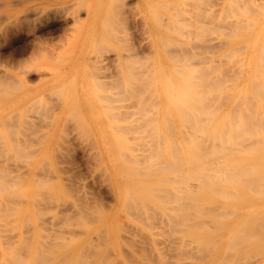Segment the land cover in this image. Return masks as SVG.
<instances>
[{"label": "rangeland", "instance_id": "1", "mask_svg": "<svg viewBox=\"0 0 264 264\" xmlns=\"http://www.w3.org/2000/svg\"><path fill=\"white\" fill-rule=\"evenodd\" d=\"M54 1L56 2L53 4ZM78 1H80V3ZM84 1H88V3H83ZM248 1L249 0L0 1V48L1 52H3V57H0V68H6L10 72H17L21 67L26 66L30 70L28 73L29 82L27 87L16 84L15 86L14 83H11L12 85L10 84V89L8 88L9 85L7 86V89H5L6 87H3L6 83L1 82L3 85L5 84L4 86L2 85L3 87L0 83L2 93H5L4 91L10 93V96L0 101V192L2 193H0L2 196L0 197V217H6L5 219L0 218V238H2L0 239V264H2L3 261V264H20V262L21 264L47 263L46 261L42 262V260H49L47 264H54L52 262L57 261L56 259L65 253L67 256H65L64 261V257H61L63 258L62 260L58 258L63 261L62 263L58 260L61 264H71L76 260L77 261L74 264H264V232L255 235L260 229L263 231L262 223L264 224V213L262 212H264V190L260 191L259 189L261 187H257L256 191L259 190L263 193L258 194L254 191L257 193L254 194V192H252L253 188L257 186L256 184L259 183L263 186L264 180L262 183L259 180L256 182V180L259 178L258 175L264 172V168H260L263 171L258 170L257 168V172L254 171V174H252L256 175L255 173H257L258 175L256 176L258 178L255 180L256 184L254 183V187L251 185L253 187L251 192L250 189H248L249 187L247 184L248 188L239 183H237L238 185L235 184L236 186L234 187L231 183L221 182V179H219L220 182L217 181L216 186L219 184L220 188L222 185L225 189L233 186V189L229 188L227 190H231L232 193L234 188L236 190L237 186H239L238 191H234L233 196L235 193L238 195V192L240 191L239 189H241L242 192L243 190L245 191L243 187L249 192L246 194L247 196L252 193V197L249 196L247 198L242 192H239L245 196L242 197V199L241 195H238L241 200L240 198L236 200L237 197H235V199L228 198L229 195L228 197L226 196L227 198H224L223 196L220 198V196H217L216 194V196H214V194H212V196L211 192L209 193L211 199H209L210 195L207 194L204 195L206 197L205 199V197H200L201 193L199 194V192H197L195 196V193L193 192L195 190L192 189V187L189 188V190L191 189L190 191H192L191 193L193 194L188 193V195H193V198L191 196H189V198L188 196H185V198L184 194L187 195V188L185 186L186 190H184L186 192H181L184 184H179L180 181L177 179V173H175V175L173 174L174 177L172 175L173 178L171 177L168 179L170 180L169 182H167L168 180H163L162 183H160V181L155 182L157 179L160 180L163 177L161 173L155 172L154 168L156 166L153 160L155 153L153 154L152 151L156 152L155 149L157 150V147L154 149L155 144H157V141L154 140L160 138L157 146H162L161 152L164 151L165 153L166 151L164 150L165 148L163 149L166 143L165 141L163 142L164 138L162 137V134H165L166 130H162L161 132L155 130L156 127L163 125L161 118H163L164 115L167 119L168 117H172V115L169 114V116L165 112H161V110L163 111L164 105L161 103L160 99L157 98V94L154 95L155 92L152 84H149L148 86L146 82L147 80L144 82L142 81V83H138L139 85L142 84L141 88L135 83L138 80L141 82V80L146 78L145 75H142L144 78L139 76L141 79L136 75L132 78L133 75H130V71L133 69H130L129 73L127 71V65H129L128 68H133L130 64L131 62L133 64V61L135 63L144 60L146 63L148 62V57L146 56L150 54L148 51L152 49L154 39L156 41L162 38L161 40L164 41H158L157 43H162L163 45H161L164 46L165 50L166 46L167 49L174 48V46L172 47V44L177 46V43H179L178 46L180 48L182 47V51L192 47L191 52L194 50L195 56V53L198 54L200 51H198V49L195 51L194 47H198L200 50L201 48L199 46H201V44L206 46L209 43L213 44L216 41L218 42L221 40L230 41L232 39L233 41L235 39L236 42L235 40V43L229 42L227 47H241L244 41L240 40V38L246 39L248 37L247 39H249L256 37L257 35L253 34V30L257 32L261 31L263 29L262 25L264 24V0H253L254 2L249 1V3ZM255 1L257 2L254 6ZM41 3L43 4L39 5ZM75 3H78V6ZM251 3L253 6H251ZM257 4H259V6ZM82 5L84 6L81 7ZM85 5L87 7H85ZM58 6L61 9L62 7L64 8L63 11H61L62 16L54 17L51 14L50 17L46 20L44 19V21L37 20V18L39 16L41 17L43 13L44 15L47 12L51 13L54 8ZM64 6H68V9ZM250 7H255V9ZM34 8L37 9V11ZM248 9H252L250 10L251 14ZM257 10L260 12L258 11V13ZM69 12H73L74 17L76 14L78 15L72 19ZM58 15H61V13ZM245 18L248 19H246L247 21H254V23L256 22L258 25H255V28L252 30V26L249 27L246 24V26L249 27L246 28V26L242 25V23H248ZM63 19L67 21L68 25H63V29L56 30L58 32L49 31L50 27H57L60 21H64ZM240 21H242V23L238 25ZM51 22L55 24L48 26ZM231 22H235V24L233 25ZM26 23L29 26L28 28L26 27L28 30L25 31L26 29L24 28L23 31L21 25H27ZM225 23L231 25L224 26ZM236 23L239 27L236 26ZM220 25L224 26V28H221ZM7 26L11 28V34L7 29L9 35L6 37L5 41L1 36V32L3 33L2 29ZM104 26H106V28H104ZM231 26H234L233 29L236 30L234 32L230 29L233 33L230 37H227L228 34L226 33L228 31L230 32L229 28H231ZM38 28L40 29L38 30ZM238 28L241 29V32L237 30ZM221 29L222 32L220 31ZM208 31L212 34H208ZM204 32L205 34H208V37H205ZM215 32L217 33L215 34ZM223 33H225L226 36L225 34L222 35ZM178 34L180 36H178ZM233 35L236 36L232 38ZM258 35L260 37L264 36L262 34ZM204 38H208L205 39V41L207 40V43L204 41ZM166 39H171L174 43H172V41V44H169L170 40L168 41V44H166ZM28 41L31 42L29 43ZM26 42L30 44V47L27 48L25 52L21 53L20 51H16V53L14 51L15 53H13L14 49H21ZM191 42L194 43V46ZM169 45L171 47H169ZM177 51L175 53H177ZM172 52H174V49ZM202 52L204 53L205 51L202 50ZM241 52L244 53V51ZM209 53H201L202 56H200V61L201 58H203V55L204 57H208L209 55L208 58L206 57L207 60H209L211 56V53ZM166 54L169 53L166 52ZM166 54L164 59H169L168 63L170 65L171 57L168 58L167 56H171V54ZM56 56H58V59H55ZM135 57L136 59H139L137 61L133 60ZM196 58L197 60L194 59V61L190 62V67L192 69H190V67L187 68V70L190 69L189 71H193V73L196 72L195 76L198 75V72H205L202 68V63L198 59L199 56ZM150 59L152 58L150 57L149 60ZM207 60H205L207 63L204 62L205 65L208 64ZM197 61L201 63H199L201 69L199 64L196 63ZM41 65H54L57 67L58 71L50 74L51 71L38 70L37 68ZM144 67L142 69H144ZM177 67H180V65H177ZM138 68H135L133 71L136 69L138 70ZM149 68L150 67H147L146 71ZM127 73L128 75H125ZM193 73V76L191 75L190 78L194 77ZM175 75L177 76L176 73ZM128 76H130V78ZM197 77L199 81L198 79L196 80ZM197 77L191 79L192 84L193 80L194 82H200V80L204 78L202 76L203 78L200 77L202 78L200 79L199 75ZM117 78L120 79V82ZM127 78H129V80L134 79L135 87L131 85V87L129 86L130 88L133 86L137 90L138 87V91H135V89L132 88L133 95L129 94L131 92H129L130 89L127 85L133 83V81H131V83L127 82L129 81ZM136 78L138 79L135 81ZM149 78L148 80L151 79ZM124 83L127 86H124ZM144 83L145 85H143ZM146 84L148 88L145 87ZM143 86L145 87V90H143ZM11 87L14 90H12ZM126 87L128 89L125 90V93H122ZM141 90H143V92L139 93ZM133 91H135V93L138 92L137 95H135ZM150 91L154 92V94H152V92L150 94ZM194 91L193 93L191 92V94L197 93L196 96H200L203 93L205 95V91L200 93V95L198 94L199 90H196L197 92ZM211 91L212 92L209 93L206 92V95L210 94L211 96H214L215 92H213V90ZM134 95L138 97H136L137 100ZM153 95L154 97L156 96L157 101H154L156 99L152 98ZM210 95L208 96L209 100L211 99ZM142 96L144 99L141 98ZM150 98H152L151 101L158 102L155 108H153L155 103L154 105L150 103ZM147 99L148 101H146ZM141 101L145 103L147 102L145 108L142 107L143 103L140 106L139 102ZM210 101H212V99ZM137 104H139L138 107ZM147 104L149 106L148 108H146ZM259 105L260 107L261 105L264 107L263 104ZM54 107L58 110L57 120L59 127L56 130H54ZM113 114L116 116H113ZM144 115L149 121L143 117ZM211 115L213 117V114ZM148 116L155 118L153 120ZM212 117L210 121L216 119V117H213V119ZM139 121L143 123L142 125H144V127L138 126L141 124ZM171 121L173 122V118L167 120L170 129L166 131V133L174 130ZM210 121L208 122L209 125L208 123H205V126H208V128L211 127L210 125H213V121ZM147 122L148 124L146 125ZM114 124L116 125L114 126ZM45 125L47 126L46 128L43 127ZM182 126L183 124L181 125V129ZM138 128L140 131H138ZM145 128L146 131L148 130L149 132H146ZM151 130H154V132L152 131L151 133L152 135L149 134ZM180 132L181 130L177 129L174 130L173 133L171 132V134L174 135L177 133V135L175 134L176 136L174 135L177 137L180 135ZM158 133L160 137L158 136L157 139H154ZM113 134L120 136H116L119 138V141L114 138L115 135ZM147 134L151 136L150 140L152 142L154 141V144L148 140L150 137H148ZM169 134L170 133H168V135ZM122 135L125 137L123 138ZM153 135L154 137H152ZM172 135L169 139L170 141L174 140L171 138H175ZM261 136L262 135L257 137L261 138ZM120 138H123L124 141L120 140ZM126 143L129 144L127 145ZM115 145H118L116 146L117 148ZM126 147L128 149H126ZM149 147L153 150L147 151L149 150ZM118 148L120 149L116 150ZM208 150H210V152ZM242 150L244 151L245 149L243 148ZM212 151H215V149L211 150L210 148H207L205 153L208 152L209 154L207 153L205 156L209 155L210 157L213 154ZM222 151L223 150H221L220 154L223 156L225 154H223ZM225 151L223 152L225 153ZM234 151L236 152V150ZM243 151L242 156L240 153L238 155L234 153L236 156L231 154L232 156L229 155L230 158L227 156V154H230L228 152L225 155L227 158L223 161L224 163L222 162V166L225 163H230L229 160L232 161V163L234 159L236 162L244 160L243 157L246 151H248V148L244 151L245 153ZM253 151L254 150L252 149L249 150V152L252 153ZM263 151L264 149L261 148L260 150L259 148L257 151H254L253 155L263 157ZM121 153L123 155L127 153L125 155L126 157ZM220 154L218 156L219 158L221 157ZM248 155L249 154L246 156ZM148 156L152 161H150L151 159H149ZM215 157H213V159ZM232 157L236 158L231 159ZM239 157L243 159H240ZM125 158H127V160H124ZM219 158L216 157L217 161L215 163L217 166L221 163L220 161L223 160L220 159L219 161ZM247 158L252 159V157L249 156ZM251 159L250 161L247 159V161L251 162ZM252 160L255 162L254 158ZM257 160L260 159H256V161ZM150 164L154 165L152 166ZM193 167L195 169V165H193ZM150 168H153L155 173L151 171ZM149 169L156 175L151 174L150 171H148ZM135 171H137L136 173L141 172L139 173L140 175H137ZM129 172H134V175L132 176ZM252 175L250 174L248 177L250 178ZM261 175L264 177V173ZM174 179L179 182L173 181ZM152 180L153 182H151ZM191 180L193 181L194 179ZM192 181H189L191 182L189 186H193L192 184L196 183L193 188L200 189L202 194H204L202 190L203 186L200 185L201 183L194 182L195 180L192 183ZM173 182H175V184ZM244 183L246 182L244 181ZM197 184L199 187H197ZM179 185H181L180 190H178L179 187L177 189V186ZM1 186H6L7 189H5L6 187L2 188ZM47 186H50L51 189ZM149 186L151 190L149 189ZM162 186L166 188H163ZM173 188L175 190L177 189L176 191L179 193V196L180 193H183L181 195L182 197H178L177 192H175ZM153 189H157V192ZM212 189L210 191H213L215 188ZM225 189L224 193L226 191ZM124 190H126L125 193ZM127 191L130 195L126 196L125 194ZM159 191H168V193L164 192L163 194ZM9 192H11V194ZM152 192L154 195H152ZM158 192L162 193L163 196L162 194H158ZM246 192L247 191H245V193ZM4 193H9L10 197L8 196L9 194L4 195ZM220 193L222 194V192ZM12 194L14 196H12ZM17 194L19 195L18 197ZM197 194L199 197H197ZM253 194L255 195V198ZM3 195L5 197L7 196V199L4 198ZM233 196L231 195V197ZM215 197H219V199L215 200ZM245 198L253 201H248ZM185 200L189 201V203L185 202ZM190 203H192L191 206H189ZM195 203H197V207L194 205ZM182 204L184 205V208L181 207ZM216 204H222L232 210L228 211L226 210V207H224L225 211H222L223 207H220V212L217 213L220 215L223 213L221 216L224 217H219V215L216 216V211H219V205ZM11 205H13V207ZM187 205L190 208L195 206L194 208L192 207L194 210L190 209V211ZM5 206H7L8 209ZM9 206L11 209L10 211ZM200 206L201 209L202 207H205V211H203L204 209H200V212H195V208H200ZM209 206H213L214 208L212 209V207ZM176 207H178V209ZM234 208L235 210L233 212ZM16 210L17 215L12 216L11 213L15 214ZM188 211H190L191 215L190 213L188 214ZM201 212H205V215ZM5 213H8L7 216H5ZM224 213L228 214L224 215ZM257 213L260 214L257 215ZM23 216L24 218L22 219ZM202 220H205V223H203ZM175 221L178 223H175ZM180 221H183L184 223ZM188 223H190L191 226L188 225ZM220 223L221 225L217 227ZM182 224L184 225L182 226ZM258 224H261L262 227ZM250 225H255L256 227H251ZM249 227L250 229H255H252L254 232L256 231L255 234L251 230L255 236L249 235L252 234L248 232V230H250L248 229ZM7 228L9 231L6 230ZM239 230L241 232H239ZM243 232H248V237L254 236V239L249 238L247 241L248 238L246 234V237L243 236L242 239L240 236V241H238V234L240 233L241 235ZM196 237L199 238L196 240ZM22 238L25 241L22 240ZM236 240L238 241L237 245ZM20 241L25 245H30L27 249L29 251L25 249V246H23L22 243H19ZM9 245H11V247ZM258 245L261 246V248ZM257 247L261 250L260 252L257 250ZM254 248L255 251L252 252ZM3 250L7 252L5 253ZM16 250L19 251L17 252ZM34 251L36 253L39 252L38 254L41 256V263H39L40 261L38 260L40 259V256L36 254L38 257L37 259ZM69 251L70 253H68ZM80 253L81 255H79ZM10 254L12 256L16 254V258L15 256L12 258ZM17 255L21 257H18ZM34 255L37 263L32 258ZM44 256L49 259H46ZM74 256L75 260H73ZM7 257L9 258L7 259ZM4 259H6V261ZM20 259L22 261H20ZM14 260H17V263H15ZM23 260L27 261L24 263ZM71 260L73 261L71 262Z\"/></svg>", "mask_w": 264, "mask_h": 264}, {"label": "bare ground", "instance_id": "2", "mask_svg": "<svg viewBox=\"0 0 264 264\" xmlns=\"http://www.w3.org/2000/svg\"><path fill=\"white\" fill-rule=\"evenodd\" d=\"M1 1V0H0ZM8 1H10V0H8ZM230 1V0H229ZM250 2H252L253 0H249ZM249 1H248V3H249ZM259 1V0H258ZM4 2V1H3ZM7 2V1H6ZM56 1H54L53 2V4L55 3ZM79 3H80V1H78ZM86 1H84L83 3H85ZM117 2V1H116ZM242 2V1H241ZM247 2V1H246ZM254 2V1H253ZM256 2L257 1H255V3H254V6L256 5ZM86 3H88V1L86 2ZM125 3H127V2H125ZM124 3V4H125ZM5 4H7V3H5ZM43 3H41V4H39V5H42ZM72 4V3H71ZM76 4V3H75ZM78 4V3H77ZM76 4V5H77ZM234 4V3H233ZM246 4V3H245ZM73 5V4H72ZM258 6H259V4H257ZM264 5V4H263ZM61 6V5H60ZM78 6V5H77ZM84 5H82L81 7H83ZM225 6V5H224ZM228 6H229V4H228ZM235 6V5H234ZM238 6V5H237ZM243 6V5H242ZM251 6H253L252 5V3H251ZM64 7H66V6H64ZM68 7V6H67ZM66 7V8H67ZM69 7H70V4H69ZM85 7H87L86 5H85ZM125 7V6H124ZM127 7V6H126ZM232 7V6H231ZM246 7V6H245ZM244 7V8H245ZM261 7V6H260ZM264 7V6H263ZM263 7H261V8H263ZM75 8H77V7H75ZM122 8V7H121ZM236 8V7H235ZM250 8H254L255 9V7H250ZM35 9V8H34ZM40 9V8H39ZM63 7H62V9L58 6V7H56V8H54V10L51 12V13H45V15H44V13L42 14V16L40 17H38L37 18V20H39V21H44V19L46 20L47 18H49L50 17V15L52 14L54 17H58V16H62V12L61 11H63ZM68 9V8H67ZM132 9V8H131ZM151 9V8H150ZM243 9V8H242ZM245 9H247V8H245ZM244 9V10H245ZM253 9V10H254ZM264 9V8H263ZM36 11H37V9H35ZM74 10H76V9H74ZM74 10H72V11H74ZM226 10V9H225ZM243 10V11H244ZM250 10H252V9H250ZM249 9H248V11L250 12V14H251V11H250ZM65 11V10H64ZM77 11V10H76ZM153 11V10H152ZM246 11V10H245ZM247 11V12H248ZM259 10H257V12H258ZM75 12V11H74ZM231 12V11H230ZM248 12V13H249ZM260 12V11H259ZM258 12V13H259ZM61 13V15H58V14H60ZM70 13V12H69ZM72 13V14H71ZM69 15H71V17H72V19H74L75 17H76V15H78V14H76L75 15V17H74V13L73 12H71ZM35 14H37V13H35ZM49 14V15H48ZM230 14V13H229ZM254 15H255V12H254ZM171 16V15H170ZM172 17V16H171ZM78 18V17H77ZM224 18V17H223ZM176 19V18H175ZM220 19H222V18H220ZM247 18H245V20H246ZM15 20V19H14ZM64 20V19H63ZM76 20V19H75ZM248 20V19H247ZM246 20V21H247ZM35 21V20H34ZM78 21H79V19H78ZM222 21V20H221ZM242 21H244V20H242ZM242 21H240V23L238 24V25H240L241 23H242ZM15 22V21H14ZM77 22V21H76ZM81 22V21H80ZM170 22V21H169ZM248 23H242V25H244V26H246V24L250 27V26H252V30L255 28L254 26L255 25H258L256 22L254 23V21H247ZM82 23V22H81ZM237 23H238V20H237ZM237 23H236V26H238L237 25ZM27 24V23H26ZM30 24V23H29ZM53 24H55V23H49V25L48 26H52ZM67 24V21H60L59 23H58V25H57V27H53L52 26V28L50 27V30L49 31H56V30H61V29H63V25L65 26ZM223 24V23H222ZM221 24V25H222ZM229 24V23H228ZM231 24H235V22L233 23V22H231ZM231 24H229V25H227L226 23L224 24V26L225 25H227V26H230ZM1 25V24H0ZM68 25V24H67ZM162 25V24H161ZM220 25V26H221ZM202 26V25H201ZM219 26V27H220ZM224 26H221V28H224ZM227 26H226V28H227ZM235 26V27H236ZM248 26H246V28L248 27ZM263 26V29L261 30V31H254L253 30V34H255V35H257L256 37H254V38H249V39H243V38H240V40H243L244 42H243V44H242V46L241 47H236V46H234V47H227L228 45H229V42L230 43H235L236 42V40H235V42H234V40L232 41V39L230 40V41H223V40H221V41H216L215 43H213V44H205L206 46H203L202 44H201V46H199L201 49L199 50V48L198 47H194L195 48V51H196V49H198V51H200V53H195L196 54V56L194 55V50L191 52V50H192V47L191 48H189V49H185V51H182V47L180 48L179 46H178V44L179 43H177V46H175L174 44H172V43H174V41L173 40H171V39H166V44H168V41H170L169 42V44H172V47L174 46V48H170L171 49V52H170V49H167V46H166V44H165V46H166V50L164 49V46H162L161 44H158L157 42L159 41V42H161V41H164V40H161L162 38H160V36H159V38L160 39H158V40H156L155 41V39L153 40V45H152V49H150V51H148L150 54L149 55H143V56H146V57H148L147 59H148V62H149V64H148V62L146 63V61L144 60V59H142V60H144V61H140V62H134L133 61V64H132V62L130 63V62H128V63H130L132 66H133V68L131 67V68H128L129 67V65H127V71H128V73H129V70L130 69H135V68H138V67H140V68H138V70L135 72V71H130V75H133L132 76V78L134 77V75H136V76H138V78H139V76H146V78H144L143 76V80H141V82H139V80L137 81V82H135V83H142V81L144 82L145 80H147L146 82H147V84H148V86H149V84H152L153 85V88H154V92H155V94H154V92H152V91H150V94H151V92H152V94H154V95H156L157 96V98L158 99H160V101H161V103L164 105V108H163V111L161 110V112H165L166 114H171L172 115V117H168V119H167V117H165V115H164V113H163V118H161V121H162V123H163V125H161V126H158V127H156V130L155 131H162V130H166V131H168L169 129H170V125H168L169 123V121L167 122V120H170L171 118H173V122H172V127L174 128V130H177V129H179V130H181V132H180V135L179 136H177V137H175L176 135H177V133H175L174 135H172L171 134V132L173 133L174 132V130L173 131H171V132H167L166 133V131H165V134H162V137L164 138V140H163V142L165 141V143H166V145H165V143H164V147H163V149L164 150H166L165 151V153H164V151L163 152H161V150H162V146L160 147H158L157 145H158V142L160 141L159 139H157L158 138V136L160 137V135H159V133H158V135L157 136H155L154 137V135L152 136V137H154V139L156 138L157 140H154V141H157V144H155V146H154V149H155V147H157V150L155 149V151L156 152H154V151H152V153L154 154V158H153V160H154V164L156 165L154 168H155V172H159V173H161L162 174V179H160V180H156L155 182H158V181H160V183H162L163 182V180H168V179H170L171 177H172V175L174 174L175 175V173H177L178 175H177V179L180 181V183L179 184H181V183H183L184 184V187H183V189L181 190V192L183 191V192H186L185 190H186V188H187V195H185L184 194V197L186 196H188V198H189V196H191V195H188V193H191L192 191H190L189 190V188H191L192 187V189H194L195 191L196 190H200V189H195V188H193V186L196 184V183H194V184H192L193 186H189L190 184H191V182H189V181H192L191 179H194L193 181L194 182H198V183H201L200 185L201 186H203V193L204 194H202V191L200 192V191H193L195 194V196H196V193L197 192H199V194L201 193V196L200 197H205L204 195L205 194H207V195H210L209 193L211 192V195L212 194H214V196H220V198H222V196L225 198L226 196L228 197V195H229V197L228 198H234L235 199V197H237L236 198V200L238 199V198H240V196L238 197V195H241V198L242 197H252L251 196V194L250 195H246L247 193H249L248 192V190L245 188V187H247V185H248V189H250V192H251V189L254 187V183H255V180H256V182L259 180L261 183H262V181L264 180V177H263V175H261L262 173H264V172H262L263 170V168H264V156L262 157V156H254L253 155V153H254V151L256 150L257 151V149H259L260 148V150H261V148L262 149H264V107H262V105H261V107H260V105L259 104H263L264 105V36H262V37H260L258 34H262V35H264V24L262 25ZM21 29H23V31H24V28L26 29L25 31H27L28 29V24L27 25H21ZM27 27V28H26ZM31 27V26H30ZM168 27H169V25H168ZM239 27V26H238ZM248 27V28H249ZM104 28H106V26H104ZM179 28V27H178ZM202 28V27H201ZM204 28V27H203ZM234 28V26H231V28H229V30L230 29H232L234 32H235V30L236 29H233ZM243 28V27H242ZM245 28V29H246ZM9 30V33H10V29L11 28H9L8 26L7 27H4V29H2L3 30V33L1 32V36L4 38V40L6 39V37L9 35L8 34V30ZM20 29V30H21ZM35 29V28H34ZM40 28H38V30H39ZM169 29V28H168ZM167 29V30H168ZM181 29V28H180ZM244 29V28H243ZM242 29V30H243ZM30 30V29H29ZM36 30V29H35ZM178 30V29H177ZM232 30H230V32L228 31L227 33H226V31H225V33L226 34H228L227 35V37H230L231 36V34L233 33L232 32ZM239 32H241V29H237ZM147 31V30H146ZM145 31V32H146ZM172 31V30H171ZM178 31H180V30H178ZM221 32H222V29L220 30ZM237 31V32H238ZM12 32V31H11ZM144 32V33H145ZM181 32H182V30H181ZM209 33L208 34H212V33H210V31H208ZM224 32V31H223ZM238 32V33H239ZM170 33H174V32H170ZM214 33V32H213ZM217 32H215V34H216ZM225 33H223L222 35H224ZM11 34V33H10ZM208 34H205V32H204V35H205V37H208ZM218 34H219V32H218ZM226 34H225V36H226ZM236 34V33H235ZM246 34V33H245ZM34 35V34H33ZM207 35V36H206ZM220 35V34H219ZM37 36V35H36ZM178 36H180L179 34H178ZM234 36H236V35H233L232 36V38H234ZM72 37V36H71ZM245 37V36H244ZM74 38V37H73ZM164 38V37H163ZM166 38H168V37H166ZM186 38V37H185ZM190 38V37H189ZM236 38V37H235ZM71 39V38H70ZM205 39H208V38H204V41H205ZM216 39V38H215ZM218 39V38H217ZM237 39V38H236ZM239 40V39H238ZM237 40V41H238ZM6 41V40H5ZM173 41V42H172ZM199 41H200V39H199ZM198 41V42H199ZM210 41V40H209ZM29 42V41H28ZM28 42H26V44L21 48V49H14L13 50V53H15L16 51H20L21 53H23V52H25L26 50H27V48H29L30 46V42L28 43ZM148 42V41H147ZM172 42V43H171ZM182 42V41H181ZM203 42V41H202ZM206 43H207V40L205 41ZM212 42V41H211ZM34 43V42H33ZM183 43V42H182ZM187 43H190V42H187ZM191 43H193V42H191ZM32 44V43H31ZM175 44H176V42H175ZM100 45V44H99ZM136 45V44H135ZM149 45V44H148ZM147 45V46H148ZM184 45V44H183ZM190 45H192V44H190ZM193 46H194V43H193ZM240 46V45H239ZM150 47V46H149ZM169 47H171L170 45H169ZM168 47V48H169ZM186 47V46H185ZM178 48H180V49H178ZM34 49V48H33ZM99 49V48H98ZM174 49V52H172V50ZM176 49V50H175ZM177 49H178V51H177ZM141 50V49H140ZM164 50H165V54H166V52L167 53H169V54H171V56H167L168 58H170V65H169V63H168V58H166V59H168V60H165L164 58L166 57L165 56V54H164ZM202 50L203 51H205L204 53H211V56H210V64H209V60H207V58L209 57V55H208V57L207 56H205L204 57V55H203V58H201V61H200V56H202V54H204L203 52H202ZM15 51V52H14ZM177 51V53H175ZM179 51H181V52H179ZM197 51V52H198ZM241 51H244V53L243 52H241ZM179 52V53H178ZM238 52H241V53H238ZM17 53V52H16ZM172 53H174V54H172ZM192 53H193V55H192ZM202 53V54H201ZM209 53V54H210ZM169 54H166V55H169ZM201 54V55H200ZM3 57V52H1V48H0V57ZM5 56V55H4ZM135 56V55H134ZM138 56V55H137ZM197 56H199V61L202 63V68H203V70L205 71H203L204 73H202V72H198V75H199V78L200 77H202V78H200V79H202V80H200V82H201V84H200V82H198L199 81V79H198V75H196L195 76V74H196V72L195 73H193V71H189L190 69H192L191 67H190V62L191 61H194V59H196L197 60ZM140 57H142V56H140ZM152 58V59H150L151 60V62H150V60H149V58ZM207 57V58H206ZM58 59V56H56L55 57V59ZM132 58H134V57H132ZM204 58H206V59H204ZM129 59H131V58H129ZM139 59V58H138ZM138 59H136V57H135V59H133V60H138ZM146 59V58H145ZM202 59H204V60H202ZM119 60H120V58H119ZM205 60H207L208 61V64H204V62H206ZM44 61V60H43ZM57 61V60H56ZM59 61H61V60H59ZM199 61H197L196 63H200ZM125 63H127V62H125ZM200 63V64H201ZM207 63V62H206ZM148 64V65H147ZM176 64V65H175ZM199 64V66H200V69H201V65ZM3 65V64H2ZM115 65V64H114ZM177 65H180V67H177ZM4 66H6V65H4ZM47 66H49V65H47ZM47 66H44V65H41L40 67H38L37 69L38 70H45V71H51V73L50 74H53L54 72H56V71H58V69H57V67L56 66H54V65H52V66H49V67H47ZM145 66V67H144ZM144 67V69H142ZM147 67H150L147 71H146V69H147ZM188 67H190V69H188L187 70V68ZM2 68H4V67H2ZM185 68V69H184ZM125 69H126V67H125ZM141 69V70H140ZM29 68H27L26 66H23V67H21L17 72H10L8 69H6V68H4V69H1L0 68V83L1 82H4V83H6V85L4 86L3 85V83H1V86L3 87V88H5V89H7V86H8V88L12 85L11 83H14V85L16 84V85H21V86H28V73H29ZM121 71V70H120ZM126 71V72H127ZM194 74V77H192L193 79L194 78H196V80L198 79V81L196 82H194V80H193V84L191 83V79L192 78H190L191 77V75H192V73ZM128 73L127 74H125V75H128ZM175 73L177 74V76L175 75ZM190 73H191V75H190ZM48 75H49V72H48ZM46 76V75H45ZM149 76H150V78H149ZM193 76V75H192ZM127 77V76H126ZM129 78H130V76H128ZM121 78V77H120ZM129 78H127V80H129ZM138 78H136L135 79V81L138 79ZM148 78L150 79V80H148ZM139 79H141V78H139ZM119 80V82H120V79H118ZM134 80V79H133ZM132 79H130L129 81H127V82H130L131 83V81H133ZM117 81V80H116ZM94 82V81H93ZM115 82V81H114ZM122 82H123V80H122ZM122 82H121V84H122ZM124 82H125V80H124ZM145 82V83H146ZM145 83L143 84V85H145ZM11 84V85H10ZM95 84V83H94ZM97 84V83H96ZM99 84V83H98ZM115 84V83H114ZM147 84H146V86L145 87H147ZM194 84H195V86H194ZM15 85V86H16ZM117 85H119V84H117ZM128 85V87L130 86L131 87V85H133L134 87H135V85H134V81H133V83H131V84H127ZM127 85H125V83H124V86H127ZM142 84H138V86H140L141 88H142V86H141ZM1 86H0V88H1ZM123 86V87H124ZM132 86V88H134ZM151 86V85H150ZM154 86H156V87H154ZM122 87V88H123ZM129 87V89H130V91L129 92H131V93H129V94H131V95H133V93H132V88H130ZM139 87V88H140ZM144 87V86H143ZM145 87H144V89L143 90H145ZM152 87V86H151ZM194 87V88H193ZM18 88V87H17ZM148 88V87H147ZM153 88H151V89H153ZM10 89V88H9ZM11 89H12V87H11ZM103 89H104V87H103ZM126 89H128L127 87L126 88H124V92H122V93H125V90ZM135 89V88H134ZM12 90H14V89H12ZM16 90V89H15ZM121 90V89H120ZM143 90H141V92H139V93H142L143 92ZM192 90V91H191ZM198 91V94L200 95V93H202V92H204L205 91V95L202 93V95H200V96H196L197 95V93L194 95V94H191V92L193 93V91ZM211 90H213V92H215L214 94V96H211L210 94V98L212 99V101H210L209 100V95H206L207 93L206 92H212ZM4 91V90H3ZM8 91V90H7ZM135 91H138V87H137V90L135 89ZM135 91H133L134 92V94L135 95H137V93L138 92H136L135 93ZM194 91V92H195ZM196 91V92H197ZM5 93H2V88H1V90H0V101H2V100H4L6 97H8V96H10V93H6V91H4ZM10 92V91H9ZM128 92V91H127ZM2 93V94H1ZM134 95V96H135ZM139 95V94H138ZM142 95V94H141ZM154 95L152 96V98H155L156 100H154V101H157V98H156V96L154 97ZM192 95V96H191ZM204 95V96H203ZM134 96H132V97H134ZM203 96V97H202ZM137 96H135V98H136ZM149 97H150V95H149ZM213 97V98H212ZM138 98V97H137ZM137 98H136V100H137ZM140 98V97H139ZM142 99H144L143 98V96L141 97ZM147 98V97H146ZM145 98V99H146ZM152 98H150L149 100H150V103H152L153 105H154V103H155V106L153 107V108H155L156 106H157V103L156 102H154L153 100L151 101V99ZM204 98V99H203ZM206 98V99H205ZM208 100V101H207ZM139 101V100H138ZM142 101H144V100H142ZM139 102L140 103V106H141V104L143 103L144 104V106H143V104H142V107L143 108H145V105H146V103L145 102ZM146 101H148V99L146 100ZM138 103V102H137ZM257 104V107H256V104ZM151 104V105H152ZM161 104V105H162ZM253 104H255V105H253ZM138 105L139 104H137V107H138ZM150 105V106H151ZM162 105V106H163ZM219 105V106H218ZM250 105V106H249ZM259 105V106H258ZM251 106H253V107H255V108H253V107H251ZM141 107V108H142ZM149 106H148V104H147V107L146 108H148ZM140 108V107H139ZM210 108H212V109H210ZM151 109H152V107H151ZM150 109V110H151ZM142 110H144V109H142ZM145 111V110H144ZM148 111H149V109H148ZM147 111V112H148ZM156 111V110H155ZM143 112V111H142ZM153 112V111H152ZM109 113H110V111H109ZM126 113V112H125ZM144 113V112H143ZM142 113V114H143ZM149 113V112H148ZM148 113H146V114H148ZM160 113V112H159ZM111 114V113H110ZM115 114V113H114ZM113 114V116H116V115H114ZM128 114V113H127ZM151 114V113H150ZM211 114H213V117H216V119H213V117H212V115ZM117 115H118V113H117ZM154 115H155V113H154ZM174 115H175V119H174ZM215 115V116H214ZM151 116H152V114H151ZM150 116V117H151ZM170 116V115H169ZM145 119H146V117H145V115L143 116ZM149 117V116H148ZM149 117V118H150ZM211 117H212V121H213V125H210L211 127H209L208 128V126H205V123H208L210 120H211ZM153 120H154V118L153 117H151ZM144 119V120H145ZM121 120H123V119H121ZM143 120V119H142ZM147 120V119H146ZM145 120V121H146ZM152 120V121H153ZM147 121H149V119L147 120ZM151 121V120H150ZM160 121V120H159ZM212 121H210V122H212ZM140 122V121H139ZM142 122H144V121H142ZM110 123V122H109ZM136 123V122H135ZM141 123V122H140ZM145 123V122H144ZM143 123H141V124H137L138 126H142V127H144V125H142ZM148 124V122L146 123V125ZM183 124V126H182V129H181V125ZM110 125V124H109ZM116 124H114V126H115ZM150 125H153V124H150ZM207 125V124H206ZM208 125H209V123H208ZM259 127H258V126ZM263 125V126H262ZM111 126H112V124H111ZM117 126H118V124H117ZM116 126V127H117ZM120 126V125H119ZM132 126V125H131ZM130 126V127H131ZM157 126V125H156ZM179 126H180V128H179ZM261 126V127H260ZM123 127V126H122ZM125 127V126H124ZM150 127V126H149ZM148 127V128H149ZM109 128H111V127H109ZM114 128V127H113ZM121 128V127H120ZM127 128V127H126ZM263 128V129H262ZM131 129V128H130ZM139 129V128H138ZM142 129H144V128H142ZM154 129H155V127H154ZM112 130V129H111ZM119 130H121V129H119ZM138 131H140V129L138 130ZM141 131H143V130H141ZM145 131H146V128H145ZM152 131L154 132V130H151V132L149 133V134H151L152 133ZM121 132H123V131H121ZM146 132H149L148 130L146 131ZM176 132V131H175ZM125 133V132H124ZM168 133H170L172 136H174L175 138H171V139H174L173 141L171 140H169L170 139V137H171V135L169 134L168 135ZM122 134V133H121ZM161 134V133H160ZM167 134V135H166ZM179 134V133H178ZM113 135H115L114 136V138H116L118 141H119V138H117V137H120V136H118V135H116V134H113ZM145 135H146V133H145ZM152 135V134H151ZM260 135H262L261 136V138H259L260 137ZM117 136V137H116ZM123 136V135H122ZM143 136H144V134H143ZM147 136L148 137H150L148 140H150L151 139V136H149L148 134H147ZM257 136H259V137H257ZM125 136H123V138H124ZM161 137V138H162ZM123 138L121 139L120 138V140H123ZM162 138V139H163ZM127 139V138H126ZM141 139V138H140ZM152 140H153V138H152ZM124 141V140H123ZM151 141V140H150ZM149 141V142H150ZM154 141L152 142L153 144H154ZM122 142V141H121ZM148 142V143H149ZM150 142V143H151ZM125 143V142H124ZM149 143V144H150ZM161 143H162V141H161ZM127 144V143H126ZM129 144V143H128ZM127 144V145H128ZM153 144H152V148H153ZM255 144V145H254ZM126 145V146H127ZM116 146H118V145H115V147ZM149 146V145H148ZM117 148V147H116ZM125 148V147H124ZM161 148V149H160ZM211 149V150H213V149H215V151H212V153H210V154H212L210 157H209V155L206 157L205 156V154H207V153H205V151H206V149ZM247 149L248 148V151H246V153L242 150V149ZM120 148H118V149H116V150H119ZM126 149H128L127 147H126ZM226 151H225V150ZM229 149V150H228ZM254 150L253 151V153L252 152H249V150ZM150 150H153V149H151V147H149V150H147V151H150ZM221 150H223V151H225V153L222 151V153L223 154H227L228 152L230 153V154H227V156H232V155H234V156H236V155H238L239 153L241 154V156H242V151L245 153V155H244V160H240V159H243V158H240L239 160L240 161H235V159L233 160V163H232V161H230L229 160V162L230 163H228V164H223V166H222V162L224 161V160H226V158H227V156H225V155H223L224 157H225V159H224V157L222 156V154H220L221 153ZM234 150H236V152L234 151ZM240 150H242V151H240ZM209 152H210V150H208ZM230 151H232V152H230ZM239 151V152H238ZM119 152V151H118ZM264 152V151H263ZM123 153H124V151H123ZM151 153V152H150ZM236 155H235V154ZM258 153V152H257ZM261 153V152H260ZM122 154V153H121ZM127 154V153H126ZM125 154V155H126ZM153 154H151V155H153ZM209 154V153H208ZM219 154H220V158L218 157L219 156ZM232 154V155H231ZM247 154H249L248 156L249 157H252V159L254 158L255 159V162H254V160H252L251 158H247L248 156H246ZM120 155V154H119ZM123 155V154H122ZM125 155H123L124 157H126ZM257 155V154H256ZM217 158H219V161H220V159H223V160H221L220 162L221 163H219V165H221V166H217L216 165V161H217V159H216V157ZM230 156H229V158H230ZM149 157V156H148ZM213 157H215L214 159H213ZM233 158H236V157H232L231 159H233ZM238 158V157H237ZM246 158V159H245ZM149 159H151L150 157H149ZM247 159H249V161H250V159H251V162H249V161H247ZM256 159H260V160H257L256 161ZM122 160V159H121ZM124 160H127V158H125ZM123 160V161H124ZM228 160V159H227ZM237 160V159H236ZM150 161H152V159L150 160ZM218 161V162H219ZM234 161H235V163H234ZM247 161V162H246ZM253 161V162H252ZM126 162V161H125ZM128 162V161H127ZM217 162V163H218ZM151 163V162H150ZM214 163V164H213ZM224 163V162H223ZM153 164V165H154ZM150 165H152V164H150ZM152 165V166H153ZM193 165H195V169H194V167H193ZM144 167V166H143ZM148 167H150V166H148ZM191 167H192V169H191ZM146 168V167H145ZM256 168V169H255ZM257 168H258V170H262V171H259V172H262V173H260L259 175L257 174V173H255L256 175H258V177L256 176V175H252V174H254V171H256L257 170ZM260 168H262V169H260ZM129 169V168H128ZM133 169V168H132ZM131 169V170H132ZM151 169V168H150ZM150 169L148 170V171H150ZM154 169L152 168L151 169V171H153ZM190 170H191V172H190ZM132 171H134V170H132ZM150 171V173L151 174H153V175H156V174H154V173H152ZM177 171V172H176ZM137 171H135V173H136ZM257 172V171H256ZM129 173H131V172H129ZM134 173V172H133ZM133 173H131L132 174V176L134 175ZM139 173H141V172H139ZM139 173H136L137 175L139 174ZM145 173H147V172H145ZM158 173V174H159ZM248 173H249V175L251 174L252 176L249 178L248 176ZM3 175V174H2ZM140 175V174H139ZM148 175V174H147ZM174 175H173V177H174ZM248 175V176H247ZM261 175V176H260ZM144 176H145V174H144ZM247 176V177H246ZM153 177V176H152ZM172 177V178H173ZM175 179H176V177H175ZM173 180V181H175V182H179V181H176V180ZM219 179H221V182H223V183H231V185H234V187L236 186V185H238L237 183H239V184H243V186H245V187H243L244 189H245V191H247L246 193H245V191L243 190V192L241 191V189H239L240 191L239 192H242L243 194H240L239 192H238V195L235 193V195L233 196V194H234V191H238V187L239 186H237V189L235 190V188H234V191H233V193H232V191L230 190V191H227L229 188L231 189L233 186H231V187H228V189H225V188H223V185L221 186V188H220V185L218 186H216V184H217V181L218 182H220L219 181ZM4 180V179H3ZM170 180H168L167 182H169ZM193 181H192V183H193ZM244 181L246 182V183H244ZM5 182V181H4ZM151 182H153V180L151 181ZM167 182H165V183H167ZM171 182H172V180H171ZM175 182H173L174 184H175ZM241 182V183H240ZM2 183V182H1ZM159 183V184H160ZM172 183V184H173ZM144 184H146V183H144ZM153 184V183H152ZM151 184V185H152ZM169 184V183H168ZM236 184V185H235ZM247 184V185H246ZM256 184V183H255ZM198 185V184H197ZM251 185H253V187L251 186ZM257 186H255L254 188H253V190H252V192H257L258 194L259 193H261L260 191H263L264 189V181H263V186H261L259 183L258 184H256ZM259 185V186H258ZM12 186V185H11ZM28 186V185H27ZM176 186V185H175ZM180 186L181 185H179V186H177V189H178V187H179V189L178 190H180ZM185 186H186V188H185ZM229 186V185H228ZM2 188L4 187V186H1ZM6 187V186H5ZM4 187V188H5ZM24 187V186H23ZM48 187V186H47ZM56 187V186H55ZM148 187V186H147ZM160 187V186H159ZM163 188H166V187H164V186H162ZM195 187V186H194ZM197 187H199V185L197 186ZM206 187H208V188H206ZM217 187V188H216ZM240 187H242V186H240ZM257 187H261L258 191H256L257 189ZM46 188V187H45ZM48 188H50V186L48 187ZM157 188V187H156ZM174 188H176V187H174ZM173 188V190H175ZM214 190H213V189ZM221 190H220V189ZM1 189V188H0ZM5 189H7V187L5 188ZM44 189V188H43ZM51 189V188H50ZM125 189V188H124ZM149 189H150V186H149ZM162 189V188H161ZM176 189V190H177ZM185 189V190H184ZM213 190V191H210V190ZM224 189L227 191V193H226V191H225V193H224ZM233 189V188H232ZM9 190H10V187H9ZM45 190V189H44ZM49 190V189H48ZM151 190V189H150ZM154 190V189H153ZM152 190V191H153ZM156 190V192H157V189H155ZM154 190V191H155ZM162 190H164V189H162ZM169 190V189H168ZM175 190V192H177ZM205 190V191H204ZM215 190H216V193H215ZM220 190V191H219ZM5 191V190H4ZM3 191V192H4ZM17 191V190H16ZM21 191V190H20ZM25 191V190H24ZM50 191V190H49ZM125 191L126 190H124V193H125ZM170 191V190H169ZM189 191V192H188ZM220 192H222V194L220 193V195H219V193ZM36 192H37V190H36ZM159 192H162L163 194H164V192L163 191H159ZM158 192V194H162V193H159ZM167 193H168V191H166ZM165 192V193H166ZM171 192V191H170ZM170 192H169V195H170ZM254 192V194H257V193H255ZM1 193V192H0ZM10 194H11V192H9ZM9 193H4V195H8ZM15 193V192H14ZM147 193V192H146ZM153 193V192H152ZM231 193V194H230ZM263 193V192H262ZM261 193V194H262ZM2 194V193H1ZM10 194L8 195L9 197H10ZM22 194V193H21ZM149 194V193H148ZM148 194H146V195H148ZM163 194H162V196H163ZM177 194H178V197H182L181 195L183 194H181L180 193V196H179V193L177 192ZM176 194V195H177ZM191 194H193V193H191ZM216 194V195H215ZM226 194V195H225ZM253 194V195H254ZM264 194V193H263ZM3 195V197L4 198H6L7 199V196L5 197ZM23 195V194H22ZM126 196L127 195H130V194H128V191H127V193L125 194ZM133 195V194H132ZM131 195V196H132ZM152 195H154V193L152 194ZM156 195V194H155ZM166 195V194H165ZM174 195H175V193H174ZM211 195L209 196V199H211L210 197H211ZM231 195L233 196V197H231ZM12 196H14L13 194H12ZM16 196V195H15ZM19 195L17 194V197H18ZM24 196H25V194H24ZM135 196V195H134ZM149 196V195H148ZM159 196V195H158ZM171 196H172V194H171ZM170 196V197H171ZM194 196V197H195ZM213 196V195H212ZM0 197H2L1 195H0ZM129 197V196H128ZM155 197H157V196H155ZM161 197V196H160ZM185 197V198H186ZM192 198H193V195L191 196ZM197 197H199L198 196V194H197ZM226 197V198H227ZM257 197H258V195H257ZM261 197V196H260ZM14 198V197H13ZM130 198V197H129ZM168 198V197H167ZM184 198V199H185ZM187 198V199H188ZM196 198V197H195ZM212 198H214V197H212ZM241 198H240V200H241ZM247 198H245L246 200H248ZM254 198H255V195H254ZM9 199V198H8ZM135 199V198H134ZM154 199V198H153ZM179 199H182V198H179ZM178 199V200H179ZM205 199H206V197H205ZM218 200L219 199V197H215V200ZM243 199V198H242ZM244 199V200H245ZM250 199V198H249ZM259 199V198H258ZM10 200V199H9ZM125 200H127V199H125ZM133 200V199H132ZM157 200V199H156ZM160 200V199H159ZM158 200V201H159ZM170 200V199H169ZM188 200H190V199H188ZM194 200V199H193ZM192 200V201H193ZM198 200V199H197ZM199 200H201V199H199ZM208 200V199H207ZM228 200H233V199H228ZM260 200V199H259ZM262 200V199H261ZM264 200V199H263ZM8 201V200H7ZM14 201V200H13ZM142 201V200H141ZM248 201H253V200H248ZM256 201V200H255ZM6 202V201H5ZM173 202V201H172ZM175 202V201H174ZM181 202V201H180ZM183 202H184V200H183ZM182 202V203H183ZM185 202H187V203H189V201H187V200H185ZM203 202H205V201H203ZM18 203V202H17ZM177 203H178V201H177ZM13 204V203H12ZM191 204L192 203H190L189 204V206H191ZM197 203H195L194 205L197 207V205H196ZM199 204V203H198ZM16 205V204H15ZM186 205V204H185ZM216 205H219V211L217 210H214V211H216V213L217 212H220V209L223 207V210L222 211H225V208L224 207H226V206H223L222 204L220 205V204H216ZM215 205V206H216ZM12 207H13V205H11ZM136 206V205H135ZM181 206V205H180ZM184 205L182 204V206L181 207H183ZM188 205H187V207L189 208V210L190 209H192V207L190 208ZM194 206V207H195ZM199 206V205H198ZM201 206H202V204H201ZM201 206H200V208L198 207V208H195L196 210H195V212L196 211H199L200 212V209H201ZM213 206H214V204H213ZM213 206H209V207H212V209L214 208ZM252 206H254V205H252ZM251 206V207H252ZM3 207H4V205H3ZM5 207H7V206H5ZM193 207V208H194ZM217 207V206H216ZM215 207V208H216ZM221 207V208H220ZM168 208V207H167ZM177 209H178V207H176ZM175 208V209H176ZM184 208V207H183ZM205 207H202V209H204ZM229 207H226V210H228V211H230V210H232L231 208L230 209H228ZM7 209H8V207H7ZM6 209V210H7ZM186 209V208H185ZM201 209V210H202ZM217 209V208H216ZM264 209V208H263ZM1 210H2V208H1ZM11 209H10V206H9V211H10ZM172 210V209H171ZM192 210H194V209H192ZM234 210H235V208L233 209V212H234ZM8 211V210H7ZM13 211V210H12ZM177 211V210H176ZM183 211V210H182ZM191 211V210H190ZM190 211H188V214L190 213ZM203 211H205V209L203 210ZM212 211V210H211ZM221 211V212H222ZM227 211V212H228ZM261 211V210H260ZM15 212V211H14ZM186 212V211H185ZM193 212V211H192ZM182 213V212H181ZM180 213V214H181ZM184 213V212H183ZM202 213V212H201ZM205 213V212H204ZM204 213H202V214H204ZM210 213H212V212H210ZM262 213H264V212H262ZM6 214V213H5ZM8 214V213H7ZM7 214L5 215V216H7ZM14 214V213H13ZM12 213H11V215L12 216H16L17 215V210H16V213L13 215ZM223 213H221V215H222ZM226 214H228V213H226ZM225 213H224V215H226ZM260 213H257V215H259ZM178 215V214H177ZM185 215H186V213H185ZM190 215H191V213H190ZM198 215V214H197ZM197 215H195V216H197ZM205 215V214H204ZM209 215V214H208ZM213 215V214H212ZM215 215V214H214ZM217 215H219V217L221 216L219 213H217L216 214V216ZM264 216V215H263ZM2 217V216H1ZM0 217V218H1ZM174 217H176V216H174ZM178 217V216H177ZM180 217V216H179ZM192 217V216H191ZM191 217H189V218H191ZM221 217H224V216H221ZM259 217V216H258ZM4 218V217H3ZM3 218H1V219H3ZM6 218V217H5ZM4 218V219H5ZM24 218V216L22 217V219ZM192 218H194V217H192ZM191 218V219H192ZM262 218V217H261ZM264 218V217H263ZM262 218V219H263ZM1 219H0V221H1ZM17 219V218H16ZM15 219V220H16ZM21 219V220H22ZM53 219V218H52ZM181 219V218H180ZM187 219H188V216H187ZM197 219V218H196ZM171 220V219H170ZM172 220H175V219H172ZM177 220V219H176ZM184 220V219H183ZM3 221H5V220H3ZM14 221V220H13ZM192 221V220H191ZM203 221V223H205L204 221L205 220H202ZM211 221V220H210ZM177 221H175V223H176ZM180 222H183V221H180ZM200 222V221H199ZM212 222V221H211ZM260 222V221H259ZM258 222V223H259ZM1 223V222H0ZM22 223V222H21ZM52 223V222H51ZM178 223V222H177ZM184 223V222H183ZM191 223V222H190ZM190 223H188V225H190ZM215 223H216V220H215ZM218 223V222H217ZM260 223H262V222H260ZM5 224V223H4ZM187 224V223H186ZM213 224H214V222H213ZM248 224V223H247ZM256 224V223H255ZM23 225V224H22ZM184 224H182V226H183ZM188 225H185V226H188ZM200 225V224H199ZM203 225H205V224H203ZM212 225V224H211ZM215 225V224H214ZM214 225H212V226H214ZM221 225V223L219 224V225H217V227L218 226H220ZM246 225V224H245ZM258 225H261V224H258ZM262 225H263V231H261V229H260V231L258 232V233H256V231L254 232L252 229H254V228H252V229H250V227L248 228V229H250V230H248V232L249 233H252L251 232V230L254 232V234L255 235H258L259 233L261 234L262 232H264V224L262 223ZM262 225L260 226V227H262ZM15 226H16V223H15ZM180 226V225H179ZM191 226V225H190ZM196 226H197V224H196ZM211 226V227H212ZM216 226V225H215ZM243 226V225H242ZM251 226V225H250ZM255 226V225H254ZM254 226H251V227H254ZM1 227V226H0ZM11 227V226H10ZM181 227V226H180ZM216 227V228H217ZM222 227V226H221ZM244 227V226H243ZM256 227V226H255ZM6 228V227H5ZM220 228V227H219ZM242 228V227H241ZM245 228V227H244ZM41 229V228H40ZM240 229V228H239ZM247 229V228H246ZM245 229V230H246ZM4 230V229H3ZM7 231H9L8 230V228L6 229ZM22 230V229H21ZM39 230V229H38ZM189 230V229H188ZM255 230V229H254ZM256 230H257V228H256ZM12 231V230H11ZM31 231V230H30ZM39 232V231H38ZM239 232H241L240 230H239ZM247 232V233H248ZM237 233V232H236ZM243 233H245V232H243ZM243 233H241V235H240V233L238 234L239 236H238V238H237V240L238 241H240V236H241V239H242V237L243 236H245L246 237V234L247 233H245V234H243ZM253 233L252 234H249L250 236H252V235H254ZM5 235V234H4ZM23 235V234H22ZM21 235V236H22ZM29 235V234H28ZM28 235H27V237H28ZM59 235V234H58ZM73 235V234H72ZM254 235V236H255ZM30 236V235H29ZM46 236V235H45ZM57 236V235H56ZM248 237V234H247V241L249 240V238H253V237ZM63 237V236H62ZM197 238H199V237H196L195 239L197 240ZM0 239H2V238H0ZM4 239V238H3ZM16 239V238H15ZM236 239V238H235ZM254 239V238H253ZM17 240V239H16ZM22 240H24L23 238H22ZM53 240V239H52ZM236 240V241H237ZM25 241V240H24ZM23 241V242H24ZM49 241V240H48ZM238 241L236 242V245H237V243H238ZM264 241V240H263ZM8 242V241H7ZM45 242V241H44ZM6 243V242H5ZM13 243V242H12ZM19 243H22V241H20ZM50 243V242H49ZM239 244H240V242H239ZM1 245V244H0ZM17 245V244H16ZM22 245L23 246H25V249L27 250L28 248H29V246L28 245H25V244H23L22 243ZM66 245V244H65ZM8 246V245H7ZM10 247H11V245H9ZM26 246H28V247H26ZM41 246H42V244H41ZM45 246V245H44ZM64 246V245H63ZM259 246V245H258ZM4 247V246H3ZM43 247V246H42ZM48 247V246H47ZM53 247V246H52ZM60 247V246H59ZM260 248H261V246H259ZM2 248V247H1ZM8 248V247H7ZM15 248V247H14ZM17 248V247H16ZM38 248V247H37ZM61 248V247H60ZM205 248H207V247H205ZM247 248V247H246ZM258 248V247H257ZM256 248V249H257ZM6 249V248H5ZM18 249V248H17ZM21 249H23V248H21ZM44 249V248H43ZM14 250V249H13ZM24 250V249H23ZM49 250V249H48ZM54 250H55V248H54ZM257 250H259V248L257 249ZM3 251H5V250H3ZM10 251V250H9ZM12 251V250H11ZM17 251V250H16ZM19 251V250H18ZM17 251V252H18ZM27 251H29V250H27ZM82 251V250H81ZM205 251V250H204ZM253 251H255V248H254V250H252V252ZM261 250H259V252H260ZM7 251H5V253H6ZM12 252H14V251H12ZM21 252V251H20ZM19 252V253H20ZM35 252V251H34ZM47 252V251H46ZM54 252V251H53ZM75 252H76V250H75ZM80 252V251H79ZM206 252V251H205ZM258 252V251H257ZM39 252H35V255L36 254H38ZM68 253H70V251L68 252ZM4 254V253H3ZM8 254V253H7ZM14 254V253H13ZM21 254V253H20ZM19 254V255H20ZM42 254V253H41ZM44 254V253H43ZM66 254V253H65ZM65 254H62L61 255V257H64V259L63 258H61V257H58L59 259H63V261L65 260V256H67V255H65ZM203 254V253H202ZM5 255V254H4ZM11 255V254H10ZM35 255L32 257L33 258V260H35V262L37 263V261H36V258H34L35 257ZM50 255V254H49ZM69 255V254H68ZM79 255H81V253L79 254ZM206 255V254H205ZM13 256H15V258H16V254L15 255H13ZM13 256L11 255V257L13 258ZM18 256V255H17ZM23 256V255H22ZM38 256H40L39 254H38ZM51 256V255H50ZM203 256H204V254H203ZM4 257V256H3ZM18 257H21V256H18ZM27 257V256H26ZM36 257H37V255H36ZM45 257V256H44ZM207 257V256H206ZM9 257H7V259H8ZM14 258V259H15ZM32 258H31V260H32ZM40 259H38V257H37V259L40 261L41 260V256L39 257ZM46 258V257H45ZM45 258H43V259H45ZM48 258V257H47ZM46 258V259H47ZM56 259L57 261L59 260V259ZM67 258V257H66ZM202 258V257H201ZM23 259V258H22ZM49 259V258H48ZM51 259V258H50ZM80 259V258H79ZM202 259H204V258H202ZM5 261H6V259H4ZM13 260V259H12ZM11 260V261H12ZM61 260H59V261H61ZM73 260H75V256H74V259ZM73 260H71V262L73 261ZM1 261V260H0ZM7 261H9V260H7ZM17 260H14V262L15 263H17L16 262ZM20 261H22L21 259H20ZM24 261V263H25V261H27V260H23ZM43 261H46L47 263L49 262V260H42V262ZM57 261H55V262H52V263H54V264H57V263H59V264H61V262L63 263V261H61V262H57ZM77 261V260H76ZM76 261H73L74 263L76 262ZM13 262V261H12ZM31 262H33V261H31ZM45 262V263H46ZM82 262V261H81ZM1 263V262H0ZM4 263V261L2 262V264ZM39 263H41V261L39 262ZM46 263V264H47ZM74 263H71V264H74ZM79 263V262H78ZM7 264H9V263H7ZM11 264V263H10ZM12 264H14V263H12ZM20 264H21V262H20ZM28 264V263H27ZM34 264V263H33ZM38 264V263H37ZM44 264V263H43ZM70 264V263H69Z\"/></svg>", "mask_w": 264, "mask_h": 264}, {"label": "crops", "instance_id": "3", "mask_svg": "<svg viewBox=\"0 0 264 264\" xmlns=\"http://www.w3.org/2000/svg\"><path fill=\"white\" fill-rule=\"evenodd\" d=\"M56 32H58V31H56ZM55 32V33H56ZM59 32H61V31H59ZM114 79H116V78H114ZM118 79V78H117ZM119 81V80H118ZM54 116H55V118H54V130H56L58 127H59V125H58V120H57V115H58V110L56 109V107H54ZM41 126V125H40ZM42 127V126H41ZM44 128H46L47 126L45 125V126H43ZM40 146H41V144H40Z\"/></svg>", "mask_w": 264, "mask_h": 264}]
</instances>
